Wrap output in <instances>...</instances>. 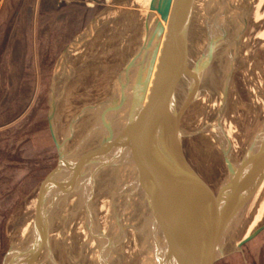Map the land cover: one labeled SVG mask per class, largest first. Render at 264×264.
I'll use <instances>...</instances> for the list:
<instances>
[{"label":"rangeland","instance_id":"1","mask_svg":"<svg viewBox=\"0 0 264 264\" xmlns=\"http://www.w3.org/2000/svg\"><path fill=\"white\" fill-rule=\"evenodd\" d=\"M228 1L224 0L223 4ZM142 2L7 0L0 4V17L6 16L3 22L0 21V29L21 31L25 37L20 39V50L26 54V59L22 57L20 62L19 84L16 85L14 70L13 90L8 91L18 95L19 101L1 103L6 110L5 120L7 112L26 110V99L28 95L32 97L29 121L26 117L20 120L21 126L25 125V131L22 133L21 130L19 134L18 155L13 150V172H5L4 175L3 196L0 197V264H21L24 258L29 257L28 251L31 253L33 249L35 256H32V264H98V247L95 243L98 240L106 243L112 231L123 227L122 239L123 233H128L132 217L136 219L135 231L131 229V236L127 234L118 244V254L113 253V257L109 255L112 258L110 263H153L150 251L146 250V244L149 245L146 236L150 229L148 224L143 225L149 220L150 211L144 209L139 193V196L134 191L129 196L125 195L130 188L125 184L131 176V164L125 162L130 149L125 147L127 138L121 135L127 126H135L134 122L131 123L133 117L130 115L137 107L135 101L141 105L147 91L146 85L137 77V63L140 60L137 58L136 65L130 69V81L123 88V95L120 94V81L124 79L122 69L141 48L145 21L150 18L148 12H152ZM243 3L241 7L238 4L235 5L237 8L233 6L226 16L227 22L232 20V24H227V30L219 25L217 32L220 29L227 33V40L234 36L231 43L235 48L239 24H234L233 20H247V29H244L245 25L242 26L245 31L242 59L235 67L233 61L231 64L221 63V68L228 67L229 73L226 82L224 80L214 86V92H207L211 85V88L204 86L202 97L205 100L202 106L208 114L205 119H209L214 126H210V138L204 131L189 146L193 163L216 189L217 200L221 203L227 201L230 185L226 180L227 164L238 165L248 158L251 166L247 168L256 170L253 152L264 121V39L259 36V32L264 34V27L260 24L262 22L257 23L260 19L255 16V11L251 12V7H248L250 10L247 8L246 0ZM260 8L263 13L264 1ZM254 17L257 20H253ZM240 32L242 29L238 34ZM218 41L220 38L217 36V45ZM234 55L238 56L236 53ZM213 62L209 60L206 63L215 70ZM203 70L205 67L199 73L206 78ZM209 75L211 77L206 78L208 82L216 80L215 75ZM180 92L183 90L180 89ZM125 113L130 114L127 116L128 122L123 120ZM122 123H125V127L117 139L118 147L108 148L110 140L106 138L118 129H114V125L122 126ZM221 132H225L226 145L230 147L226 153L231 158L226 164L224 150L216 147L219 142L217 135ZM27 136L30 137L29 145L25 139ZM31 136H34V140ZM131 136L138 141L139 134L135 138L133 133ZM6 144L3 148V151L6 149L5 157L11 152ZM102 144L101 156L105 153L102 157L105 161L82 166L80 161L89 159ZM13 146L16 147L15 144ZM107 150L111 152L108 154ZM256 153L258 160L264 155L262 152ZM166 156V151L160 155L163 166L168 163ZM115 165L119 166L117 170ZM69 169L73 175L69 174ZM67 181L68 192L63 195L61 192ZM42 183L43 188L39 192ZM257 192L260 193V190ZM258 195L254 197L251 211L244 214L247 222L243 224L238 237L245 235L249 221L260 210L257 208L264 204V201H258ZM106 200L114 203L112 212L116 213L113 212L115 216L112 214L111 218H106L102 212ZM38 206L36 220L34 217ZM263 223L264 210L253 229ZM104 225L107 229L110 226L108 232L105 228V234L104 231L100 232ZM129 237L133 238L130 240ZM223 264H264V229Z\"/></svg>","mask_w":264,"mask_h":264},{"label":"water","instance_id":"2","mask_svg":"<svg viewBox=\"0 0 264 264\" xmlns=\"http://www.w3.org/2000/svg\"><path fill=\"white\" fill-rule=\"evenodd\" d=\"M238 1L229 0L223 4L224 0H150L149 10L156 11L160 20L155 22L147 42L141 45L139 51L122 69L127 82L130 69L136 65L137 58H140L137 63L139 65L137 77L145 85L154 69L146 103L131 115L135 124L133 135L136 137L139 134L137 137L140 139L143 133L146 146L150 147L146 133L149 121L153 123L165 141L168 163L163 168L165 173L163 172L160 179L157 172L152 169L142 171L138 179L142 182L154 176L157 184H163L159 197L163 212L168 213L167 207L173 206L176 217L177 212L183 217L179 240L181 249L178 250L176 246L172 250L174 257H181L179 258L181 264H223L231 255L240 251L244 243L264 229L263 223L245 237H238L239 228L230 230L251 201L253 193L264 177V155L258 160L261 167L253 170L254 172L247 168L251 166L248 158L241 160L238 165L227 164L226 180L230 185L227 201L221 203L217 200L216 189L196 167L189 153L190 142L205 131L200 122L202 116L198 106L202 97L199 96L201 91L197 87V75L203 62L204 49L207 42H213L218 25L230 14V10ZM193 15L201 31L196 45L191 32L195 23L192 21ZM161 21L167 24L165 32ZM162 34L164 39L160 48ZM147 51V60L142 63ZM180 83L183 92L181 100L178 101L177 87ZM225 161L227 162V159ZM43 183L39 187V192L43 188ZM155 198L150 202L148 217L152 215L153 210L157 214L154 213L155 216L149 218L150 226L163 229L167 233L164 223L169 220L165 219L167 215L159 213L160 208L156 206ZM142 200L146 210V197ZM38 209L39 206L34 217L36 220ZM167 236V245L170 246L172 238L165 234V238ZM160 249L162 251V247ZM32 256H35V251H31V255L24 258L21 264L32 263L34 261ZM161 258L157 261L162 263Z\"/></svg>","mask_w":264,"mask_h":264},{"label":"bare ground","instance_id":"3","mask_svg":"<svg viewBox=\"0 0 264 264\" xmlns=\"http://www.w3.org/2000/svg\"><path fill=\"white\" fill-rule=\"evenodd\" d=\"M134 2H136L137 0H133ZM149 1L150 0H143V2L142 3H144L145 4V6H146V9H149L148 8V5H149ZM240 2H239V4H238V6H240L241 7V4H244L243 3V0H239ZM263 1L264 0H246V4H247V8L248 7H251V12L253 11H255L254 12V14H255V16H257V18H259L260 20H259V22H257V23H260V22H262V23H260L261 25H263V27H264V12L262 13V12H260V6L262 5V3H263ZM229 2V1H228ZM235 8H237L236 6H234ZM141 8V7H140ZM233 8V7H232ZM260 8V9H259ZM249 9V8H248ZM256 9H258V10H256ZM235 10V9H234ZM239 10V9H238ZM243 10V9H242ZM250 10V9H249ZM147 12H148V10H146ZM145 11V12H146ZM243 12V11H242ZM246 12H247V10H246ZM250 12V13H251ZM249 13V14H250ZM235 14V13H234ZM238 14V13H237ZM246 15V14H245ZM238 16V15H237ZM148 17H150V18H148V19H146V26H144V35H143V43L142 44H145L146 42H147V39H148V36H149V33H150V31L152 30V28H153V26L155 25V22L157 21V20H160V16H159V14L156 12V11H152L151 13H149L148 12ZM242 17V16H241ZM248 17H249V15H248ZM260 17H262V21H261V18ZM247 18V17H246ZM226 16L224 17V19H223V22L221 21V24H219L220 25V28L221 29H225V31L227 30V24H232V20H230L229 22H227L226 21ZM150 20V21H149ZM194 20V25H193V29H192V35L194 36V42H195V45H196V42L198 41V38H199V35H201V31H200V27H197V21H196V19L194 18V15L192 16V21ZM253 20H257V19H255V17H254V19ZM238 20H233V22H234V24H239V25H237L238 26V28H239V30H241L242 29V32H240L239 34H238V31H237V35H235L236 37H235V44H236V47L234 48V47H232L233 46V44L231 43V41L233 40V38H234V36H233V38H229L228 40H227V33H223V30L222 31H220V29H219V33H217L216 34V38L213 40V42H207V44H206V46H205V49H204V53H203V62H202V64H201V66H200V69L202 68V67H205V70H203V71H205V74L207 75V77L208 76H210L209 74H211L212 76H214L215 75V78H216V80H213V81H207V77L205 78L203 75V77L200 75V70H199V72H198V75H197V87H198V90H200L201 91V93H200V95L199 96H203L202 95V90H204V86L206 85V88L207 87H210L211 88V86H212V88L211 89H209L208 91H207V89H206V91L208 92V93H210V92H214V89H215V87L219 84V82H222V81H224L226 78H227V73H229L228 72V67H225L224 66V69H222L221 68V63H224V64H226V63H230L231 61H233V65H234V67L235 66H237L238 65V63L240 62V60L242 59V51H241V47H243L242 45H243V43H242V40H244V34L243 33H245V31H244V29H247V20H245L244 18H242V19H240V22H237ZM161 23L163 24V26H164V32L166 31V27H167V24H166V22H164V21H161ZM255 24H256V22H254ZM218 25V26H219ZM243 25H245V28L243 29L242 28V26ZM258 26V25H257ZM256 26V27H257ZM260 27V26H259ZM218 32V31H217ZM233 32V31H232ZM217 36L220 38V42L218 43V45H217ZM259 36L260 37H262L263 39H264V34H261V32H259ZM163 39H164V34H162V36H161V41H160V48L162 47V41H163ZM212 41V40H211ZM194 44V43H193ZM139 50V49H138ZM221 51V52H220ZM238 54V56H236V55H234V54ZM220 54H222V55H220ZM158 55H159V52H158ZM147 56H148V51H147V53L145 54V56H144V58H143V60H142V63H145L146 62V60H147ZM216 57H217V59H216ZM243 58H245V57H243ZM210 60V63L212 62V61H214L215 62V67H216V69L215 70H213V66L211 65V64H207L206 62H208ZM213 62V63H214ZM247 62V61H246ZM207 64V65H206ZM231 64V63H230ZM248 64V63H247ZM228 65V64H227ZM226 65V66H227ZM249 65V64H248ZM206 67H207V69H206ZM223 67V66H222ZM211 68V69H210ZM249 70V69H248ZM213 71V72H212ZM153 73H154V69H153V72H152V74H151V76H150V78H149V80H148V82H147V85H146V88H147V91H146V94H145V97H144V100H143V102L141 103V105H139V104H137V100L135 101V103H136V105H137V107L134 109L135 111H133V112H137V110L138 109H140V107H142V106H144L145 105V103H146V100H147V95H148V93H149V88H150V86H151V82H152V77H153ZM142 72H141V76H142ZM211 77V76H210ZM210 79V78H209ZM119 81H120V79H119ZM129 81H130V71H129V78H128V81L126 82L125 81V79H123V81H120V87H121V91H120V94H122L123 95V88L129 83ZM225 82H226V80H225ZM198 83H199V85H198ZM180 86H179V89H178V87H177V92H178V94H177V100L178 101H180L181 100V92H180V89H181V91L183 90V87H182V83H180L179 84ZM211 85V86H210ZM215 86V87H214ZM210 90H212V91H210ZM210 91V92H209ZM214 94V93H213ZM213 94H211L210 96H214ZM210 98V97H209ZM211 99V98H210ZM204 98L202 97L201 99H200V102H201V104L199 103V109H200V113H201V119H200V122H201V125H202V127H204L205 128V131H207V132H205V134L208 136L209 135V132L211 131V129H210V126H214L213 124H211L210 122H209V119L206 121V119H205V116L207 115L208 116V114H206V112L204 111V107L202 106V103L204 102ZM206 103V102H205ZM197 107V108H198ZM264 113V112H263ZM126 115H124V117H123V120L126 122L127 121V116H129L128 115V113H125ZM131 115H133V113H131ZM130 115V116H131ZM132 117V116H131ZM262 117H263V119L262 120H264V114L262 115ZM216 118H218V117H216ZM152 121V120H151ZM128 122V121H127ZM133 121H131V123H132ZM125 123H122L121 125L122 126H120L119 124H116V125H114L113 127H114V129H116V128H118L117 130H113V132H111V134L108 136V138H106V139H108V140H110L109 142H108V148H111V149H113L115 146L116 147H118L116 144H117V139L119 138V137H121V135L122 136H125L127 139H126V143H127V145L125 146L126 148H128V149H130V151H129V153L127 152L126 153V150H125V153L127 154V156H126V158H125V162H126V164H131L130 165V178L128 179V181H126V186H128L129 185V189L126 191V193H125V195L126 196H129L133 191L134 192H136V195H138L139 196V194L141 195L140 197L141 198H143V199H145V197H146V200H145V207H146V209L148 210V211H150V207H151V204H150V202L152 201V199H154L155 197V199H157L156 200V206L157 207H159L160 208V211H159V213H161V214H163V215H167V216H165V219H167V220H169L167 223L165 222L164 223V225H165V228H166V230H167V233H165V231L163 230V229H158L157 227H151L150 226V219L148 220V221H146L145 222V224H144V222H143V225L145 226V225H147L148 224V227H149V229H150V233H149V235L148 236H146V237H148V240H149V245L148 244H146L147 246H148V248L146 249L147 251H150V254H151V258H152V260H153V263L152 264H181V261H180V259H181V257H174V254L172 253L173 251V247H176V246H178V250H179V248L181 249V243H180V233H181V230H182V216L181 215H179V213L177 212V217H176V215H175V213H176V211H175V208L172 206L171 208L169 207H167V211H168V213L167 212H163V209H162V206L160 207V201H161V199L159 198L160 196H161V190H160V188H161V186L163 185H161L160 183L159 184H157L156 182H157V179L154 177V176H152V177H149L150 179H145L144 181H142V182H140L139 181V179L138 178H140V174H141V172L142 171H145V170H149V169H152V171H155V172H157V174H158V178L160 179V177L162 176V174H164L165 172L163 171V168H165L166 167V165H164L163 166V164H162V162H161V160H162V158L163 157H160V155L161 154H164V151H166L165 149H166V144H165V141H164V139H163V137L161 136V134L159 133V131L157 130V128L153 125V123H151L150 121H149V124H148V130H147V133H146V135H147V140H148V143H149V145H150V147L149 146H146L147 145V143H145V139L143 138V133L140 135V139H138V143L136 142V140H133V136H131L132 135V133L134 134V128H133V126L132 127H130V126H127V129L125 130H123V127H125V125H124ZM133 124V123H132ZM129 125V124H128ZM261 129L259 130V135H258V138H256V142H255V151L253 152V156L256 158V160H255V162H254V167L256 168V170H258L257 168H260L261 167V165H257V160H258V157H257V151H258V153L259 152H262L263 153V151H264V148H263V146H264V121H263V126L262 127H260ZM120 129V130H119ZM121 130H123V132L121 133ZM119 131V132H118ZM120 133H121V135H120ZM159 133V134H158ZM217 134H219V133H217ZM225 132H221L219 135H217L218 137L217 138H219V142L217 143V145L218 146H216L217 148H221L222 150H224V162H225V164L228 162V160L231 158V156L230 157H228L229 155H228V153H226V152H229L230 150V147L229 146H227L226 145V143L228 144V141H227V139L225 138ZM209 137V136H208ZM135 138V137H134ZM195 138V137H194ZM210 138V137H209ZM204 140V139H203ZM209 140V139H208ZM134 142H136L139 146H140V148H138V145L136 144V143H134ZM160 142H161V144H160ZM203 142V141H202ZM145 143V144H144ZM208 144V143H207ZM210 144V143H209ZM159 146H160V148H159ZM101 148H103V144L101 145V146H98L97 148H96V150L94 151V153L90 156V158L89 159H84V161L82 160V161H80V164L82 163L83 165L82 166H86V165H89V164H92V163H95L96 162V164L98 163V162H100V163H103L105 160H103V156L105 155V153H104V155H102L101 156V154L103 153V151H101ZM220 149V150H221ZM93 151V150H92ZM106 152H108V154L111 152L110 150L108 151H106ZM223 153V152H222ZM230 155H231V153H230ZM263 155V154H262ZM107 156V155H106ZM263 157V156H262ZM227 159V162L225 161ZM98 160V161H97ZM100 160V161H99ZM106 161H107V159H106ZM163 161V160H162ZM123 165H125L124 163H122ZM76 165V164H75ZM79 166V165H78ZM115 168H116V170H117V168L119 167L118 165H115L114 166ZM79 168V167H78ZM91 169H92V167H90ZM80 169V168H79ZM95 170V169H94ZM69 171H70V169H69ZM69 171H68V173H69ZM160 171V172H159ZM164 172V173H163ZM254 172V171H253ZM69 174H71V175H73L72 173H71V171H70V173ZM118 174V173H117ZM75 175V174H74ZM126 175V174H125ZM71 178H74V177H71ZM153 178H154V180H153ZM138 179V180H137ZM89 182V181H88ZM140 182V183H139ZM156 183V184H152V183ZM90 184V183H89ZM148 184H152V185H150V186H148ZM65 185V188H64V190H63V192H61V193H63V195L66 193V192H68V189L66 188L67 186L66 185H68V181L64 184ZM156 187V188H155ZM155 189V190H154ZM258 190H260V193H258L257 191ZM130 192V193H129ZM60 193V194H61ZM129 193V194H128ZM139 193V194H138ZM152 193H154L153 195H151ZM88 194V193H87ZM115 194V193H114ZM133 194V193H132ZM258 194H260V195H258ZM221 195V194H220ZM220 195L218 196V198L220 197ZM259 196V199H258V201H261V203L264 201V177H263V179H262V181L258 184V186H257V188H256V190H255V192L253 193V196H252V198H251V201L249 202V204L247 205V207L245 208V210L243 211V213H242V215L240 216V218L237 220V221H235V223L231 226V231H234V229L235 230H238V228H239V232H240V230L242 229V227H243V224L244 223H246L247 222V218H244V214L246 213V211H248V212H250L251 210V208L253 207V205H254V203H255V199H254V197L255 196ZM145 196V197H144ZM59 197H61V196H59ZM108 198V197H107ZM113 198V197H112ZM116 198V197H115ZM117 200V199H116ZM121 200V199H120ZM155 201V200H154ZM140 202V201H139ZM87 203V202H86ZM141 203V202H140ZM258 203V202H257ZM114 204V203H113ZM112 202H111V200L109 201H105V203L103 204V209H102V212H103V214H105V217L106 218H111L110 216L113 214V212H115V211H113L112 212V210H113V207H112ZM260 207V206H259ZM149 208V209H148ZM117 209V208H116ZM166 209V208H165ZM257 209H260L254 216H253V218H251V220L249 221V225H248V228H247V230H246V232H245V235H244V237L246 236V235H248L251 231H252V229L254 228V226L257 224V222L260 220V218H261V216H262V214H263V210H264V204L260 207V208H257ZM87 210V209H86ZM256 210V209H255ZM255 210H254V212H255ZM117 211V210H116ZM143 211V210H142ZM257 211V210H256ZM118 212V211H117ZM170 212H171V216H169L170 215ZM116 213V212H115ZM154 213L155 214H157L156 212H154V210L151 212V214L152 215H150V217L149 218H151L152 219V217H154L155 215H154ZM110 214V215H109ZM114 215V214H113ZM118 215V214H117ZM131 215V214H130ZM162 215V216H163ZM172 215H174V216H172ZM115 216V215H114ZM169 216V217H168ZM180 216H181V218H180ZM131 217H132V215H131ZM174 218V220H172ZM175 218H177L176 220H175ZM132 220H131V223L129 224V227H128V233H123V237H122V239H124L125 237H127V234L128 235H130V230L132 229L133 230V228H134V231H135V227H136V223H135V221H136V219L135 218H131ZM166 220V221H167ZM171 220L173 221L172 223H171ZM116 222V221H115ZM37 226H35V228H36ZM107 226H103V228L100 230V232H103L104 231V234H105V230L107 229L106 228ZM126 227H127V225H126ZM106 228V229H105ZM109 228H110V226L108 227V229H107V232H108V230H109ZM164 228V229H165ZM125 229V228H124ZM123 229V227H122V229L121 228H118V230H116V231H112V235H110V236H107V238H106V243H105V241H101V240H98L97 241V243H95V245L98 247L97 248V254H98V257H97V260H98V264H111L110 263V261H111V257H109V255H112V257H113V253H115V254H118V253H116V251L118 250V244H120V242H121V231L122 230H124ZM151 229L153 230V231H151ZM127 230V229H126ZM143 230V229H142ZM124 232V231H123ZM136 233H140L139 231H137ZM165 234L166 235H169L171 238H172V242L170 243V246H171V248H170V246H168L167 244H168V236L165 238ZM47 235V234H46ZM131 236V235H130ZM138 236V235H137ZM231 237V236H230ZM103 238H104V236H103ZM130 238H133V237H129V239ZM128 239V242L131 240H129ZM70 240V239H69ZM104 240V239H103ZM145 240V239H144ZM141 242V241H140ZM128 244H130V243H128ZM32 245V244H31ZM36 244H34V246H35ZM47 245V244H46ZM124 245V244H123ZM126 245H127V243H126ZM142 245H143V243H142ZM122 246V245H121ZM144 246V245H143ZM55 247V246H54ZM162 247V251H161V248ZM141 249V248H140ZM34 250V249H33ZM32 250V251H33ZM142 250V249H141ZM146 250H144V251H146ZM119 251V250H118ZM121 251H123V250H121ZM29 253V256L31 255V253H30V251H28ZM159 252V253H158ZM138 254H140V252H137ZM114 254V255H115ZM119 254H121V253H119ZM39 255V254H38ZM124 255V254H123ZM160 255V256H159ZM176 255H178L177 253H176ZM117 256V255H116ZM140 256H141V254H140ZM40 257V256H39ZM120 257V256H119ZM160 257H162L161 259H162V263L159 261H157L158 260V258H160ZM41 258V257H40ZM44 258V257H43ZM117 259H118V257H116ZM180 258V259H179ZM17 259V258H16ZM164 259V260H163ZM15 260V259H14ZM37 260V259H36ZM35 260V261H36ZM138 260H140V259H138ZM18 261V260H17ZM141 261V260H140ZM137 262V261H136ZM123 263V262H122ZM141 263V262H140ZM18 264V263H17ZM32 264V263H31ZM126 264V263H125ZM137 264H139V262L137 263Z\"/></svg>","mask_w":264,"mask_h":264},{"label":"crops","instance_id":"4","mask_svg":"<svg viewBox=\"0 0 264 264\" xmlns=\"http://www.w3.org/2000/svg\"><path fill=\"white\" fill-rule=\"evenodd\" d=\"M7 0H0V4H4ZM39 1V0H38ZM5 15L0 17V21L3 22L5 20ZM24 35H21V31L12 29H0V197H2L3 192V183H4V175L5 172L8 174L9 172H13V150L15 149V154L18 155V146L20 143L19 134L24 133L25 125L21 126L20 120L21 117L23 119L28 118L30 116V101L32 97L28 95L26 101L28 103L27 109L19 112L11 111L10 113H6L8 116L5 120V109L1 105L3 102L8 101H19V96L14 95L13 93H8V91L13 90L14 85V70L16 74V85L18 86L20 78V62L24 58L26 59V54L21 52L20 48V39L24 38ZM23 57V58H22ZM16 63V66L14 64ZM16 98V100H15ZM2 106V107H1ZM27 112V116H26ZM29 128V125H27ZM34 140V136H31ZM27 140V145H29L30 137L27 136L25 138ZM4 143H7L5 146L9 147L11 152L8 153V156L5 157ZM16 145L14 148L13 145ZM7 147V148H8ZM5 158H8L5 160ZM6 166V168H5Z\"/></svg>","mask_w":264,"mask_h":264}]
</instances>
